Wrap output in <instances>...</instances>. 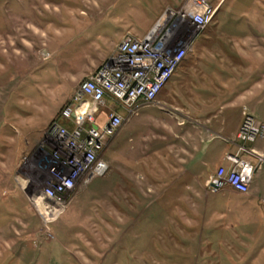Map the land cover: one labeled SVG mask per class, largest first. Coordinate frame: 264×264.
Returning <instances> with one entry per match:
<instances>
[{"label":"rangeland","instance_id":"rangeland-1","mask_svg":"<svg viewBox=\"0 0 264 264\" xmlns=\"http://www.w3.org/2000/svg\"><path fill=\"white\" fill-rule=\"evenodd\" d=\"M176 1L0 0V264H264V193L207 192L213 163L200 180L181 177L178 140L157 129L171 122L167 107L137 110L108 144L109 173L70 193L50 231L34 203L57 166L43 143L53 115L124 35L150 34ZM224 3L186 58L206 72L228 30L243 29ZM254 180L264 187V170Z\"/></svg>","mask_w":264,"mask_h":264},{"label":"built area","instance_id":"built-area-1","mask_svg":"<svg viewBox=\"0 0 264 264\" xmlns=\"http://www.w3.org/2000/svg\"><path fill=\"white\" fill-rule=\"evenodd\" d=\"M216 13L209 0H187L180 10H167L145 38L123 37L108 61L80 83L70 106L44 135L46 152L65 164L64 172L52 171L55 179L52 177L42 193L33 195L47 231L66 212L70 193L109 173L110 166L104 160L109 142L140 105L157 103L182 64L184 50L191 47L201 26L212 24ZM186 27L181 41H174V35ZM109 101L124 112L110 109L106 123L100 127L97 116ZM263 139L264 121L245 109L235 137L237 152L227 155L228 167H220L209 176L206 189L212 194L229 190L248 195L256 174L264 170V153L254 147ZM223 180H230V188H223Z\"/></svg>","mask_w":264,"mask_h":264},{"label":"crops","instance_id":"crops-1","mask_svg":"<svg viewBox=\"0 0 264 264\" xmlns=\"http://www.w3.org/2000/svg\"><path fill=\"white\" fill-rule=\"evenodd\" d=\"M186 1L177 0L175 5H167L156 25L165 11L180 10ZM229 1L225 19L231 22L238 18L243 29L228 30L230 44L211 51L213 54L207 62V72L201 70L200 61L186 62L189 54L194 52L193 47V51L187 54L171 81L159 94L157 103L150 105L167 107L172 112L171 122H162L157 129L164 131L165 139L172 141L175 137L178 140L174 146L178 162L185 164L181 177L191 175L192 179L200 180L202 169L213 163L212 172L205 176L208 180L218 168L229 166L226 157L237 152L235 137L242 125L245 109L257 120L264 121V0H255L251 5H248L249 0H220L215 8L218 11L223 2L225 7ZM147 35L149 33L134 38L143 39ZM112 53L91 67L98 69ZM198 75L204 80L201 85L197 82ZM112 108L124 112L109 101L108 106L97 116L98 126L106 123ZM139 108L145 107L140 105ZM60 115H53V122ZM131 120L122 126L112 141L121 135L124 126ZM171 147L173 144L168 146V151ZM254 147L264 153V144H258L257 141ZM262 193L264 187L254 180L250 196L259 199Z\"/></svg>","mask_w":264,"mask_h":264},{"label":"bare ground","instance_id":"bare-ground-1","mask_svg":"<svg viewBox=\"0 0 264 264\" xmlns=\"http://www.w3.org/2000/svg\"><path fill=\"white\" fill-rule=\"evenodd\" d=\"M187 30H188V27H186L185 29L181 30V34H185ZM192 51H193V48L192 47H187V50H184V57H182V62L185 59V57L187 56V54L188 53H191ZM53 149H56V146H53ZM52 159L57 164V166H55L56 168L52 169V171H54L57 174H60V173L64 172L65 171V169H64L65 168L64 162L61 161V160L58 161L55 158H52ZM223 188H230V180H223ZM37 195L35 197H37Z\"/></svg>","mask_w":264,"mask_h":264}]
</instances>
